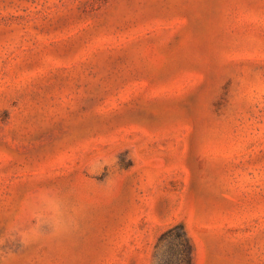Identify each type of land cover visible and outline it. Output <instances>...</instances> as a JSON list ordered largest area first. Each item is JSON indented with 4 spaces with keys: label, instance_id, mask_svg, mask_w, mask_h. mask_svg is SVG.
<instances>
[{
    "label": "rangeland",
    "instance_id": "rangeland-1",
    "mask_svg": "<svg viewBox=\"0 0 264 264\" xmlns=\"http://www.w3.org/2000/svg\"><path fill=\"white\" fill-rule=\"evenodd\" d=\"M179 223L264 264V0H0V264H153Z\"/></svg>",
    "mask_w": 264,
    "mask_h": 264
},
{
    "label": "trees",
    "instance_id": "trees-1",
    "mask_svg": "<svg viewBox=\"0 0 264 264\" xmlns=\"http://www.w3.org/2000/svg\"><path fill=\"white\" fill-rule=\"evenodd\" d=\"M170 245L171 252H161L163 245ZM167 255V256H166ZM161 257L167 264H193L194 249L184 225L179 223L169 227L158 238L153 254V264H160Z\"/></svg>",
    "mask_w": 264,
    "mask_h": 264
}]
</instances>
